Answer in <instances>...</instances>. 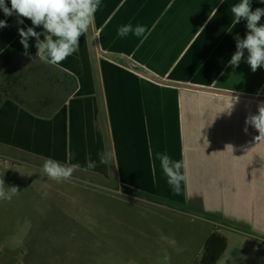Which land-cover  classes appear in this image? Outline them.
Here are the masks:
<instances>
[{
    "label": "crops",
    "instance_id": "0c3cea01",
    "mask_svg": "<svg viewBox=\"0 0 264 264\" xmlns=\"http://www.w3.org/2000/svg\"><path fill=\"white\" fill-rule=\"evenodd\" d=\"M239 2L101 0L78 51L57 65L36 57L34 38L25 55L18 28L31 21L0 10V158L10 187L22 192L19 173L42 174L47 158L79 164L72 178L138 210L151 224L147 240L185 252L177 264L196 263L215 230L228 241L217 264H264V142L244 131L264 101V68L228 64L247 33L231 12ZM128 24L145 26L144 36L120 38ZM156 153L187 162L179 193ZM47 179L65 192L67 181Z\"/></svg>",
    "mask_w": 264,
    "mask_h": 264
},
{
    "label": "rangeland",
    "instance_id": "374dc122",
    "mask_svg": "<svg viewBox=\"0 0 264 264\" xmlns=\"http://www.w3.org/2000/svg\"><path fill=\"white\" fill-rule=\"evenodd\" d=\"M5 167L0 158V179L10 187ZM28 172L18 175L22 192L0 200V264H177L185 256L173 241L147 240L151 224L138 210L76 178L63 192Z\"/></svg>",
    "mask_w": 264,
    "mask_h": 264
},
{
    "label": "clouds",
    "instance_id": "9594fccd",
    "mask_svg": "<svg viewBox=\"0 0 264 264\" xmlns=\"http://www.w3.org/2000/svg\"><path fill=\"white\" fill-rule=\"evenodd\" d=\"M264 3V0H260ZM223 3V0H221ZM11 7L7 6L6 0H0V10L5 16L15 15L17 24H23L24 19L32 23V27L26 30L18 28L20 43L25 50L24 54L29 55V39L34 38L36 57L43 62L57 65L76 53L79 49V40L82 35L88 32L90 25L94 23L95 13L101 6V0H10ZM234 16V23L241 20L246 21L247 33L244 38L236 36V51L231 56L228 64L233 68L240 65L242 60L250 66L252 72L258 68H264V24H260L264 17V8L252 9L250 0H240L231 8ZM8 27L6 20H0V29ZM42 27V32L35 29ZM145 26L131 24L120 26L117 35L125 38L129 34L137 37L144 36ZM41 36L44 38L41 39ZM245 51L247 57L245 58ZM259 95V93H257ZM238 96L227 112L238 102ZM245 133L247 126L256 130L258 135L254 137L256 143L264 142V101L257 104V112L250 114L245 119ZM100 163L107 164V156L99 154ZM155 158L160 161V167L167 177V183L171 189L179 193L182 182L186 181L183 170L187 168L186 161H174L166 153H156ZM81 166L79 164L65 165L52 158L45 159L42 166V174L56 181H67L72 177L74 171ZM96 167V162L89 160L87 168ZM17 187H7L3 179H0V200H11L17 195Z\"/></svg>",
    "mask_w": 264,
    "mask_h": 264
},
{
    "label": "trees",
    "instance_id": "16d2710c",
    "mask_svg": "<svg viewBox=\"0 0 264 264\" xmlns=\"http://www.w3.org/2000/svg\"><path fill=\"white\" fill-rule=\"evenodd\" d=\"M15 81H17V78H15ZM227 246V239L215 230L207 239L199 260L194 264H217Z\"/></svg>",
    "mask_w": 264,
    "mask_h": 264
}]
</instances>
